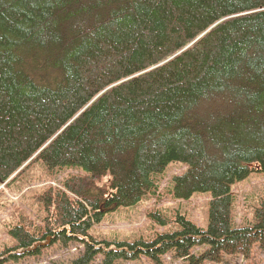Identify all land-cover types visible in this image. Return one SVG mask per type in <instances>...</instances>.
<instances>
[{
    "label": "trees",
    "instance_id": "1",
    "mask_svg": "<svg viewBox=\"0 0 264 264\" xmlns=\"http://www.w3.org/2000/svg\"><path fill=\"white\" fill-rule=\"evenodd\" d=\"M39 161L86 175L39 196L46 228L10 229L18 247L0 264L49 238H82L71 264H217L264 250V204L249 226L231 221L232 185L264 174V0H0V185ZM172 162L188 167L174 198L211 195L207 230L177 217V232L151 240L89 234Z\"/></svg>",
    "mask_w": 264,
    "mask_h": 264
},
{
    "label": "rangeland",
    "instance_id": "2",
    "mask_svg": "<svg viewBox=\"0 0 264 264\" xmlns=\"http://www.w3.org/2000/svg\"><path fill=\"white\" fill-rule=\"evenodd\" d=\"M258 169V165H252ZM187 165L177 162L169 163L163 172L152 174L150 180L154 185L145 191L141 200L128 208H112L102 211L103 220L94 226L89 234L98 241L106 242H134L139 239L151 240L159 233H174L178 231L177 217H184L202 230L208 227V208L211 195L209 193H195L189 199H176L172 190V179L183 175ZM86 172L79 167H64L49 173L42 162H36L22 172L12 182L0 185V259L4 250L18 247L9 235V230L16 226H23L27 231L36 234L35 229L44 230L45 214L39 196L49 186L60 187L65 179L77 176L83 177ZM111 179L106 177L99 183L100 187L108 189ZM233 205L231 221L234 228L249 226L254 221V213L264 204V174L252 172L245 180L236 182L231 187ZM163 223L157 219V216ZM45 217V220H44ZM40 240V238H37ZM40 254L24 257L17 261L7 258L2 264H71L77 260L86 248V244L75 241L64 247L54 244L51 238L47 242L38 244ZM204 249H197L201 253ZM99 256L91 264H101ZM163 264H188L187 261L177 260L171 254L162 258ZM115 264H153L146 258L134 262H116ZM213 264V263H205ZM217 264H264V250L256 246L248 258L242 256L224 255Z\"/></svg>",
    "mask_w": 264,
    "mask_h": 264
}]
</instances>
